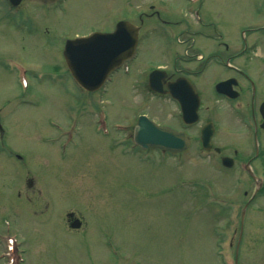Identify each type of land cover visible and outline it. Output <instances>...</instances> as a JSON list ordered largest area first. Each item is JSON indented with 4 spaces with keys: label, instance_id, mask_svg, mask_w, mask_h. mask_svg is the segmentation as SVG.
<instances>
[{
    "label": "rangeland",
    "instance_id": "obj_1",
    "mask_svg": "<svg viewBox=\"0 0 264 264\" xmlns=\"http://www.w3.org/2000/svg\"><path fill=\"white\" fill-rule=\"evenodd\" d=\"M261 3L23 0L18 9L24 23L36 24L32 30L16 27L0 12V264H104L113 256L119 264H220L213 228L224 222L213 210H241L246 199L242 182H236L240 173L200 159L195 149L181 159L133 148L128 130L140 112L159 124L173 122L175 106L147 96L135 79L164 63L163 48L182 52L191 40L149 32L131 74L115 73L91 95L68 79L62 50L76 36L110 31L120 20L138 22L149 5L190 22L198 6L203 22L224 36L241 37L242 30L264 24ZM144 19L148 31L159 27L155 18ZM258 82L264 94V76ZM94 101L107 128H98L96 112L81 106ZM216 120L217 138L232 145L227 150L240 148L241 127L225 122L221 110ZM259 206L264 194L249 210ZM71 211L83 220L79 228L71 227L79 221ZM6 233L19 240L23 261L17 246L14 254L1 238Z\"/></svg>",
    "mask_w": 264,
    "mask_h": 264
},
{
    "label": "flooded vegetation",
    "instance_id": "obj_2",
    "mask_svg": "<svg viewBox=\"0 0 264 264\" xmlns=\"http://www.w3.org/2000/svg\"><path fill=\"white\" fill-rule=\"evenodd\" d=\"M148 15L149 17L156 16L159 21L166 24L167 28L166 30H155V28H153L155 31L146 30L144 31L146 38L149 37L150 32L160 38L170 39L179 34L180 37L185 35L186 40H191L189 46L185 47L182 52L173 51V47L163 48L164 63L155 67L165 70L161 81L166 92L159 96L175 106L169 115L173 122H167L166 125L184 131L190 137L189 146L179 155L195 149L197 156L208 161L213 158L220 160L222 156H227L231 160L229 169L241 172V165L246 164V171L243 172L246 184L253 183L256 186L260 181L263 182L264 94L260 91L258 80L264 76V25L246 28L240 32L241 37H232L224 36L216 29L213 32L192 30V24L183 17L179 19L162 17L157 9H152ZM16 19H19L22 26L28 22L25 20L24 23L23 17ZM141 24L143 25V22ZM207 25H212V23L209 22ZM179 27L181 31L178 32L176 28ZM213 27L215 28L214 25ZM140 43L141 36L139 37ZM121 70L120 68L118 72ZM178 78H184V81L191 83L195 93L198 94L197 118L191 123L183 121L179 102L167 91V84ZM142 81L148 84L147 74ZM222 82L227 83L224 89L232 94L231 97L224 92L216 91L217 84ZM184 89H182V98L194 101L195 95H192L189 90L184 92ZM156 95L153 94V96ZM219 110L224 113L225 122L234 121L236 127H241L238 128L240 133L236 137L240 148L234 147L228 151V147L232 145L224 141L222 136L217 138L219 124L216 115ZM208 123L214 125V132L210 138V146L203 149L201 132ZM228 137L232 138L229 134ZM198 150H202L203 154H199L201 152L198 153ZM247 193L248 191L245 190L246 195ZM249 198L252 200L259 198L257 187L254 188ZM263 209L258 207V210L236 211L239 214L238 225L232 232H228L225 240L228 252L233 256L236 264H264ZM232 211L218 210L219 215H225L220 217L224 220L225 226L230 225L227 221L230 222L228 214ZM73 217L80 218L75 214ZM118 260L117 256H113L111 261H104V264H119ZM92 263L96 264L95 260Z\"/></svg>",
    "mask_w": 264,
    "mask_h": 264
},
{
    "label": "water",
    "instance_id": "obj_3",
    "mask_svg": "<svg viewBox=\"0 0 264 264\" xmlns=\"http://www.w3.org/2000/svg\"><path fill=\"white\" fill-rule=\"evenodd\" d=\"M18 4L21 0H12ZM139 27L130 21L117 23L113 32H94L89 36L67 40L64 55L75 79L88 90L98 89L108 75L135 51ZM161 71L150 73L149 82L154 90L162 91L160 85ZM175 95H181L186 89L182 82L175 85ZM184 89V92L186 90ZM173 94V95H174ZM197 102L193 111H196ZM209 136V135H208ZM134 139L142 147H156L171 152H178L188 144L184 133L169 126H160L146 116H140L134 130ZM72 227H79L75 221Z\"/></svg>",
    "mask_w": 264,
    "mask_h": 264
}]
</instances>
